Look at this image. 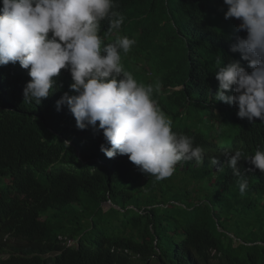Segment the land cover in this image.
Returning <instances> with one entry per match:
<instances>
[{
	"label": "trees",
	"instance_id": "16d2710c",
	"mask_svg": "<svg viewBox=\"0 0 264 264\" xmlns=\"http://www.w3.org/2000/svg\"><path fill=\"white\" fill-rule=\"evenodd\" d=\"M116 4L124 21L111 33L101 21L104 43L135 40L121 51L123 67L160 85L153 98L172 130L203 149V162H179L156 180L127 155L108 158L99 121L81 130L67 105L57 108L74 82L68 69L37 105L25 100L31 77L19 62L0 65V264H264V172L242 160L237 177L223 156L264 149V122L239 118L237 106L212 95L217 58L247 67L231 52L247 32L233 30L235 18L226 23L224 0ZM213 157L220 164L210 165Z\"/></svg>",
	"mask_w": 264,
	"mask_h": 264
},
{
	"label": "clouds",
	"instance_id": "9594fccd",
	"mask_svg": "<svg viewBox=\"0 0 264 264\" xmlns=\"http://www.w3.org/2000/svg\"><path fill=\"white\" fill-rule=\"evenodd\" d=\"M224 4L228 6L226 11L220 8L224 18L239 20L237 32H247L235 37L231 52H240L248 64L232 58L225 64L224 58H217L219 84L212 95L215 101L237 106L239 118L264 122V0H224ZM105 19L109 33L121 28L124 16L116 0H2L0 65L19 62L31 77L23 90L25 100L37 105L54 90V77L68 69L74 82L57 108L67 105L81 130L96 128L99 121L98 130L111 145L100 146L108 158L127 155L140 172L156 180L172 176L179 162H203V149L194 146L192 137L172 130V120L153 98L160 85L138 82L123 67L121 51L128 53L135 40L118 36L104 43L100 31ZM223 156L237 177L242 160L253 166L247 171L264 172V149L259 147L252 155L226 149ZM218 164L219 158L210 159V165ZM223 169L221 165L218 171ZM247 186L246 179L239 182L241 194Z\"/></svg>",
	"mask_w": 264,
	"mask_h": 264
},
{
	"label": "rangeland",
	"instance_id": "374dc122",
	"mask_svg": "<svg viewBox=\"0 0 264 264\" xmlns=\"http://www.w3.org/2000/svg\"><path fill=\"white\" fill-rule=\"evenodd\" d=\"M225 21H226V23L229 22L231 24L236 23V20L234 18H230V19H227ZM233 30L236 31L235 27L233 28ZM137 72H138L139 75L141 74L140 73V70H138ZM103 207H104V210H107L110 207V203H108V202L107 203H104L103 204ZM235 245H236V243H235ZM154 264H157V263L155 262Z\"/></svg>",
	"mask_w": 264,
	"mask_h": 264
}]
</instances>
